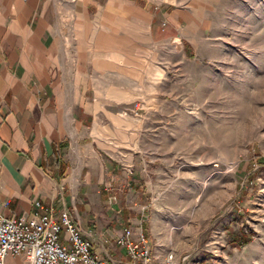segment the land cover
<instances>
[{
  "label": "rangeland",
  "instance_id": "1",
  "mask_svg": "<svg viewBox=\"0 0 264 264\" xmlns=\"http://www.w3.org/2000/svg\"><path fill=\"white\" fill-rule=\"evenodd\" d=\"M187 7L162 45L154 100L121 109L135 184L123 174L114 199L78 214L97 245L140 222L153 264H264V0Z\"/></svg>",
  "mask_w": 264,
  "mask_h": 264
},
{
  "label": "crops",
  "instance_id": "2",
  "mask_svg": "<svg viewBox=\"0 0 264 264\" xmlns=\"http://www.w3.org/2000/svg\"><path fill=\"white\" fill-rule=\"evenodd\" d=\"M187 10V0H0V212L30 217L39 200L86 229V204L114 199L123 174L135 184L121 109L154 100L162 45Z\"/></svg>",
  "mask_w": 264,
  "mask_h": 264
},
{
  "label": "built area",
  "instance_id": "3",
  "mask_svg": "<svg viewBox=\"0 0 264 264\" xmlns=\"http://www.w3.org/2000/svg\"><path fill=\"white\" fill-rule=\"evenodd\" d=\"M122 249L123 262L110 254ZM22 256V264H153L149 239L141 223L125 225L97 245L90 228L82 229L65 210L33 201L30 217L0 212V264L6 257ZM164 264H174L167 254Z\"/></svg>",
  "mask_w": 264,
  "mask_h": 264
}]
</instances>
